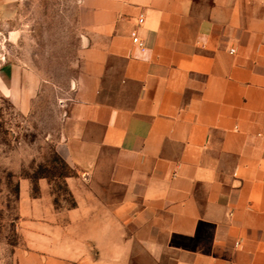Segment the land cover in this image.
<instances>
[{"label":"crops","instance_id":"0c3cea01","mask_svg":"<svg viewBox=\"0 0 264 264\" xmlns=\"http://www.w3.org/2000/svg\"><path fill=\"white\" fill-rule=\"evenodd\" d=\"M80 3L74 206L20 180L18 264H264L262 0Z\"/></svg>","mask_w":264,"mask_h":264},{"label":"rangeland","instance_id":"374dc122","mask_svg":"<svg viewBox=\"0 0 264 264\" xmlns=\"http://www.w3.org/2000/svg\"><path fill=\"white\" fill-rule=\"evenodd\" d=\"M80 1L0 0V264H18L20 180L37 195L47 177L54 207L71 205L56 143L87 31Z\"/></svg>","mask_w":264,"mask_h":264},{"label":"built area","instance_id":"2783aa9c","mask_svg":"<svg viewBox=\"0 0 264 264\" xmlns=\"http://www.w3.org/2000/svg\"><path fill=\"white\" fill-rule=\"evenodd\" d=\"M262 2L264 3V0H262ZM143 22V19L142 17H140L138 19V23L141 24ZM133 43L140 49V50H144L145 46H144V43L142 42V40H140L138 37L136 36H133V39H132Z\"/></svg>","mask_w":264,"mask_h":264},{"label":"trees","instance_id":"16d2710c","mask_svg":"<svg viewBox=\"0 0 264 264\" xmlns=\"http://www.w3.org/2000/svg\"><path fill=\"white\" fill-rule=\"evenodd\" d=\"M64 166H65V168L66 167H68V165L64 162ZM73 173H70V174H68V175H66V176H64V179L66 178V177H68V176H70V175H72ZM39 178H47V177H39ZM74 206V203L72 202V200H71V205H70V207H73Z\"/></svg>","mask_w":264,"mask_h":264}]
</instances>
